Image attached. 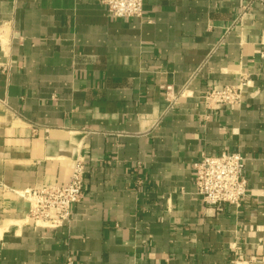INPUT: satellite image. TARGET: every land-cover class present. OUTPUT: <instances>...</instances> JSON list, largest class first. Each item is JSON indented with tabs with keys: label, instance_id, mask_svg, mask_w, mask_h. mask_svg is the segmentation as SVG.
Returning a JSON list of instances; mask_svg holds the SVG:
<instances>
[{
	"label": "crops",
	"instance_id": "0c3cea01",
	"mask_svg": "<svg viewBox=\"0 0 264 264\" xmlns=\"http://www.w3.org/2000/svg\"><path fill=\"white\" fill-rule=\"evenodd\" d=\"M144 0H0V264H264V7ZM247 83L239 105L205 94ZM171 87L172 102L166 88ZM240 153L247 195L205 205L194 164ZM85 187L63 227L26 192Z\"/></svg>",
	"mask_w": 264,
	"mask_h": 264
},
{
	"label": "built area",
	"instance_id": "2783aa9c",
	"mask_svg": "<svg viewBox=\"0 0 264 264\" xmlns=\"http://www.w3.org/2000/svg\"><path fill=\"white\" fill-rule=\"evenodd\" d=\"M108 14L118 19L139 18L143 15L144 0H100ZM264 0H246L240 18L252 9L254 4ZM247 83L240 81L238 85L216 86L204 96V105L208 110L217 111L225 107L239 105ZM171 101V87L166 88ZM197 194L202 202L216 209L225 206L239 208L247 195L248 181L244 175L245 159L240 153L229 152L219 156L203 155L194 164ZM85 187L84 166L78 161L72 172L71 180L66 185L43 186L26 192L27 199L32 202L29 217L36 227L58 229L71 219V208L80 202Z\"/></svg>",
	"mask_w": 264,
	"mask_h": 264
}]
</instances>
